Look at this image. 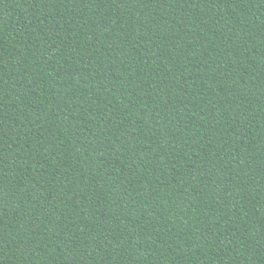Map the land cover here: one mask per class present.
I'll return each mask as SVG.
<instances>
[{"label":"trees","instance_id":"16d2710c","mask_svg":"<svg viewBox=\"0 0 264 264\" xmlns=\"http://www.w3.org/2000/svg\"><path fill=\"white\" fill-rule=\"evenodd\" d=\"M0 264H264V0H0Z\"/></svg>","mask_w":264,"mask_h":264}]
</instances>
